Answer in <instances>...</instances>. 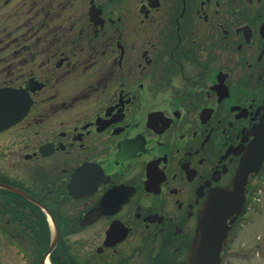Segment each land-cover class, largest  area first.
<instances>
[{
	"label": "flooded vegetation",
	"instance_id": "1",
	"mask_svg": "<svg viewBox=\"0 0 264 264\" xmlns=\"http://www.w3.org/2000/svg\"><path fill=\"white\" fill-rule=\"evenodd\" d=\"M261 141L264 0H0V264H189Z\"/></svg>",
	"mask_w": 264,
	"mask_h": 264
},
{
	"label": "water",
	"instance_id": "2",
	"mask_svg": "<svg viewBox=\"0 0 264 264\" xmlns=\"http://www.w3.org/2000/svg\"><path fill=\"white\" fill-rule=\"evenodd\" d=\"M264 161V142H258L249 162L239 171L233 188L219 191L207 204L201 214L200 224L192 250L188 257L189 264H220L223 244L228 240L235 218L244 206V188L247 177L257 174ZM246 171V173H245ZM246 177V181H245Z\"/></svg>",
	"mask_w": 264,
	"mask_h": 264
},
{
	"label": "rangeland",
	"instance_id": "3",
	"mask_svg": "<svg viewBox=\"0 0 264 264\" xmlns=\"http://www.w3.org/2000/svg\"><path fill=\"white\" fill-rule=\"evenodd\" d=\"M252 187H253L254 194L256 196L258 195L259 199L261 198L260 202L258 203L255 202L256 210L259 211L260 213L252 212L245 216L247 225L244 227L243 231L241 232L239 236L238 245L240 244L241 241H245L246 239L256 240L258 235H261L264 233V189H263L264 188V176L262 178L256 179ZM244 261L242 262V264H264V259L259 260L254 250H252L250 254L246 256ZM247 262H250V263H247Z\"/></svg>",
	"mask_w": 264,
	"mask_h": 264
}]
</instances>
